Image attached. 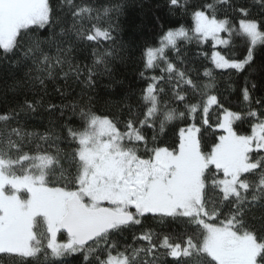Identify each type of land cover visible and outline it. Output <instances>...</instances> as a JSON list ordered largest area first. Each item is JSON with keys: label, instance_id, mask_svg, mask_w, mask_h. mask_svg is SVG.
<instances>
[{"label": "snow or ice", "instance_id": "1", "mask_svg": "<svg viewBox=\"0 0 264 264\" xmlns=\"http://www.w3.org/2000/svg\"><path fill=\"white\" fill-rule=\"evenodd\" d=\"M164 5L184 23L160 24L156 43L139 49L144 69L160 74L146 77L137 104L99 112L85 92L100 66L111 76L124 0H0V60L19 53L13 65L31 60L37 71L26 74L33 98L0 111V264H70L77 256L84 264H264V211L256 214L264 210V95H255L264 91V62L254 67L264 48V0H253L259 17L242 0ZM234 37L246 42L242 58L217 50ZM102 40L112 46L93 48L91 66L73 63L80 43ZM209 41L210 66L188 67L181 45ZM65 64L81 95L45 104L43 73L54 80L52 69ZM217 71L247 73L239 110L221 100ZM60 79L65 85L55 91L67 100L69 73ZM232 86L229 76L225 90ZM45 117L43 131L29 127ZM177 121V139L164 143ZM132 229L134 245L120 250L114 237Z\"/></svg>", "mask_w": 264, "mask_h": 264}, {"label": "trees", "instance_id": "2", "mask_svg": "<svg viewBox=\"0 0 264 264\" xmlns=\"http://www.w3.org/2000/svg\"><path fill=\"white\" fill-rule=\"evenodd\" d=\"M53 4L58 3V0H52ZM112 3H120L121 0H111ZM125 7L123 12L118 17L119 29L114 33L116 45L122 46L119 51V56L115 60H110L109 68H111V76L104 73L103 66L97 68V75L95 77V88L90 92L86 90L85 96L88 94H94L97 103L95 108L99 112H105L110 107L113 112L116 108L113 106L117 102H130L133 105L140 102L141 90L146 87V77L153 74L159 75L160 70L157 67L154 70H145L144 64L141 60L139 49L147 42L149 44H155L157 34L160 32V24H163L165 29L168 27L176 26V21L184 23V20L179 15H171L168 9L164 5V0H124ZM246 6L251 7V14L254 17H259L260 9L258 6L253 5V0H242ZM99 5H105L109 3V0H96ZM160 17L159 21L155 20V17ZM237 17L233 22L238 26ZM113 19L116 20L115 14ZM191 27L190 22L187 25ZM224 38H228V33H222ZM107 41L96 42H82L79 44L77 50L72 53L73 63L80 65H92V49L97 48L99 51L110 47ZM185 49L187 55L188 67H196L203 71L202 65H209V60L204 58V53H207L210 57L213 50L212 43L206 42L198 45L193 42L190 45H181ZM217 50L222 54H231L236 58H242L246 54V42L242 38L234 37L231 46H217ZM131 52V55L129 54ZM2 54V50H0ZM55 50L53 49L51 55L55 56ZM19 53L16 56H10L7 60H0V111H5L7 108L17 101L21 100L25 94L29 99H32V92L29 90L28 77L26 74L31 72L32 76L37 75L35 66L31 60L22 62L20 66H14L13 61L17 59ZM169 58H174L172 51L167 52ZM264 62V48L258 47L256 53V63L254 67H258ZM54 63V62H53ZM161 66H163L161 64ZM145 71V77H141L140 73ZM69 73V79L67 84L71 88L70 94L67 96V100H62L60 95L56 93L55 87L57 85L63 87L65 81L60 79L63 73ZM55 79H48L47 72L43 73L44 78L47 81L49 95L44 97V102L47 104L51 101L56 104L68 103L75 97L79 99L81 95L82 84H76L74 82V73L68 68L67 64L61 68L56 65L52 69ZM244 75H247L245 73ZM244 75H237L235 72H216L217 81L220 84V91L222 93L221 100L228 107L235 110H239L242 104V97L240 96V89L244 86ZM231 76L233 81L232 88L225 90L228 77ZM260 81V76L253 77ZM250 87V85H249ZM39 92V89H36ZM130 100L128 99L129 95ZM255 95H264V91H257ZM36 98H39L38 96ZM107 102V103H105ZM176 107V105H173ZM215 120V113H213V121ZM79 122L77 121V124ZM175 128H170L167 136L163 137V141L166 144H172L177 139V132L179 127L183 126L180 122H175ZM47 126V118L42 121L40 118L34 119L29 123V127L43 131ZM236 129L241 134H246L249 130L247 123H237ZM214 141V136L211 132H207L204 135L203 144L206 147H210ZM60 148H66V144L60 143ZM261 209L256 210V214L259 215ZM138 229H132L125 231L123 234L117 235L114 239L120 243V250L126 245H134L132 239L133 232ZM61 241L66 239L64 234L59 235ZM139 246V245H135ZM70 264H84L83 257L77 256L71 259Z\"/></svg>", "mask_w": 264, "mask_h": 264}, {"label": "rangeland", "instance_id": "3", "mask_svg": "<svg viewBox=\"0 0 264 264\" xmlns=\"http://www.w3.org/2000/svg\"><path fill=\"white\" fill-rule=\"evenodd\" d=\"M222 35V34H221ZM218 46H220V45H218ZM59 238V237H58Z\"/></svg>", "mask_w": 264, "mask_h": 264}, {"label": "water", "instance_id": "4", "mask_svg": "<svg viewBox=\"0 0 264 264\" xmlns=\"http://www.w3.org/2000/svg\"><path fill=\"white\" fill-rule=\"evenodd\" d=\"M66 236V235H65Z\"/></svg>", "mask_w": 264, "mask_h": 264}]
</instances>
